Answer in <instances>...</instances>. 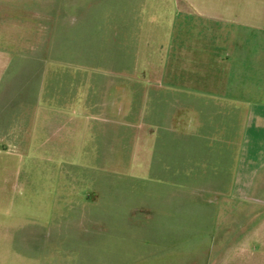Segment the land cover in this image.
<instances>
[{
  "label": "rangeland",
  "instance_id": "obj_1",
  "mask_svg": "<svg viewBox=\"0 0 264 264\" xmlns=\"http://www.w3.org/2000/svg\"><path fill=\"white\" fill-rule=\"evenodd\" d=\"M7 1L27 8L7 10ZM83 1L0 0V174L14 185L9 193L0 188V264H264V231L246 234L264 228L262 217L235 216L237 209L262 211L264 203L226 201L223 185L219 195L199 191L216 189L206 174L219 166L203 145L184 163L179 147L156 143L140 164L134 109L130 126L111 131L101 121L100 92L117 76L104 72L114 64L125 68L127 82H154L160 90L197 83L199 75L135 73L132 58L73 52L101 32L73 29L74 13L94 24L150 17L139 0H89L101 5L73 11ZM159 5L151 17L163 39L166 1ZM28 20L35 25L24 40ZM145 97L146 114L162 118L167 96ZM163 138L159 131L157 142ZM113 144L117 152L109 151Z\"/></svg>",
  "mask_w": 264,
  "mask_h": 264
},
{
  "label": "crops",
  "instance_id": "obj_2",
  "mask_svg": "<svg viewBox=\"0 0 264 264\" xmlns=\"http://www.w3.org/2000/svg\"><path fill=\"white\" fill-rule=\"evenodd\" d=\"M139 1V8L150 14L144 21L136 18L128 22L106 20L94 24L81 18L86 13H74L73 29L93 27L101 32L88 39L85 48L78 50L79 46L74 45L72 51L80 56L97 53L118 57L124 63V58H132L135 73L197 74L199 79L197 83L187 82L177 89L174 84H166L160 90L159 84L155 86L154 82L145 81L142 85L127 82L125 68H113L114 64L104 72L117 76L111 77L100 92L101 121L111 131L126 123L130 126L128 118L134 109V150L140 164L149 162L145 156L156 143L166 150L179 147L184 163L195 157L191 149L203 145L207 155L216 159L219 166L214 173L206 174L215 183V191L210 190L214 188L210 184L211 187L202 185L205 188L199 191L219 195L217 187L223 185L226 201L238 202L245 197L264 203V0H165L167 19L163 39L158 35V23L151 17L158 14L160 0ZM6 3L7 10L27 8L16 2ZM133 3L136 6L138 0ZM81 4V7L75 4L73 11L87 12L101 5L91 4L89 0ZM43 10L39 19H44L41 16H45V7ZM33 25L30 20L23 21L24 40L30 38ZM250 31L262 34L255 36ZM148 94L154 100L167 96L168 107L161 113L162 118L153 115V110L146 114L144 96ZM72 119V123L76 121ZM207 122L210 129L199 132ZM159 131L164 138L157 142ZM213 145H216L215 152L210 150ZM115 148L118 146L113 144L109 151L117 152ZM4 166L0 164V170ZM8 180L0 174V188L7 193L9 189L14 191V185H9ZM91 199L97 202L99 196L91 194ZM143 212L146 220L152 218L148 210ZM239 215L262 217L261 223H264V210L240 213L237 209L235 216ZM263 231L260 227L246 234Z\"/></svg>",
  "mask_w": 264,
  "mask_h": 264
}]
</instances>
